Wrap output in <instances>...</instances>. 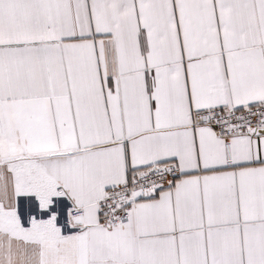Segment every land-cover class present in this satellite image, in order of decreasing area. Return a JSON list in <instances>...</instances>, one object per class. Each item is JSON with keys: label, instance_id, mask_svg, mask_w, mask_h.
I'll use <instances>...</instances> for the list:
<instances>
[{"label": "snow or ice", "instance_id": "1", "mask_svg": "<svg viewBox=\"0 0 264 264\" xmlns=\"http://www.w3.org/2000/svg\"><path fill=\"white\" fill-rule=\"evenodd\" d=\"M0 264H264V0H0Z\"/></svg>", "mask_w": 264, "mask_h": 264}]
</instances>
